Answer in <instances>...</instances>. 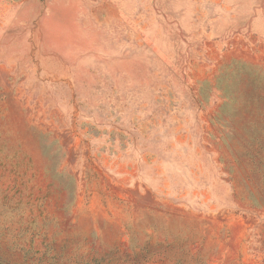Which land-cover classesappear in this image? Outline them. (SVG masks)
Listing matches in <instances>:
<instances>
[{
  "label": "rangeland",
  "instance_id": "obj_1",
  "mask_svg": "<svg viewBox=\"0 0 264 264\" xmlns=\"http://www.w3.org/2000/svg\"><path fill=\"white\" fill-rule=\"evenodd\" d=\"M0 264H264V0H0Z\"/></svg>",
  "mask_w": 264,
  "mask_h": 264
},
{
  "label": "crops",
  "instance_id": "obj_2",
  "mask_svg": "<svg viewBox=\"0 0 264 264\" xmlns=\"http://www.w3.org/2000/svg\"><path fill=\"white\" fill-rule=\"evenodd\" d=\"M246 229V228H245Z\"/></svg>",
  "mask_w": 264,
  "mask_h": 264
}]
</instances>
